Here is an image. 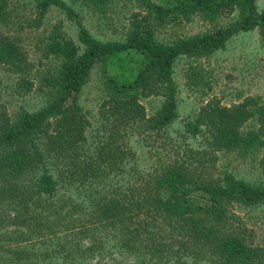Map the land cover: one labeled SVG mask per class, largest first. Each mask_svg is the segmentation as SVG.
Segmentation results:
<instances>
[{
	"label": "trees",
	"instance_id": "16d2710c",
	"mask_svg": "<svg viewBox=\"0 0 264 264\" xmlns=\"http://www.w3.org/2000/svg\"><path fill=\"white\" fill-rule=\"evenodd\" d=\"M37 2L41 15L56 5L75 18L79 41L58 27L48 37L43 56L55 57L60 64L54 75L45 77L54 91L46 105L35 111L22 108L14 119L0 110V227L53 232L56 224L50 217L60 206L67 211L65 227L77 219L76 227L83 232L90 225L116 227L114 245L123 238L131 248V242L143 234L141 241L146 247L149 243L150 257L156 261L165 256L161 247L167 236L172 246L178 244L171 257L187 247L184 243L194 242L219 264H264L263 246L249 244L237 231L218 224L232 202L264 203V180L253 183L232 171L213 178L205 169V156L223 150L243 158L258 157L264 173V103L259 98L232 106L212 101L202 106L197 117L186 123L182 136L184 142L199 136L205 143L201 148L173 144L174 155L160 163L155 174L143 175L135 150L126 144L133 134L165 132L178 117L174 63L179 56L209 55L224 48L235 34L256 28L264 46V9H258L256 0H148L146 12L130 16L126 38L100 40L65 1ZM8 4L9 0H0V22ZM232 13L236 18L227 26L195 37L164 43L155 34L156 25L193 14L213 18ZM96 64L103 74L102 119L89 134L79 95ZM1 66L19 74L28 89L33 87L25 77L33 66L27 53L0 32ZM151 95L162 96L164 103L148 117L141 98ZM251 121L257 126L250 128ZM125 170L131 176L126 180ZM85 206L88 211L73 219L77 212L83 214ZM121 230L129 233L122 235ZM7 231L0 229V250L8 252L1 242ZM46 237L38 240L37 250L19 246L10 256L19 264H79L64 244ZM50 241L56 246L42 247ZM88 242L89 249L95 246L93 238Z\"/></svg>",
	"mask_w": 264,
	"mask_h": 264
},
{
	"label": "rangeland",
	"instance_id": "374dc122",
	"mask_svg": "<svg viewBox=\"0 0 264 264\" xmlns=\"http://www.w3.org/2000/svg\"><path fill=\"white\" fill-rule=\"evenodd\" d=\"M63 1L80 14L90 32L100 40L126 38L130 29V16L136 12H146L148 3V0H105L102 3H95L94 0ZM256 3L259 10L264 9V0H256ZM5 11V18L0 22V32L21 45L33 65L25 75L33 83L31 89H28L19 74L0 67V110L14 119L20 109L38 110L53 97L54 91L46 85L45 77L56 73L60 61L55 57L43 56L48 37L58 27L61 32L78 42L79 27L75 18L56 5L50 6L41 15L37 0H9ZM235 16L236 13H232L208 18L202 14H193L189 19H177L169 24L156 25L155 34L160 41L173 43L181 38L195 37L225 27ZM174 78L177 84L178 117L165 132H152L142 136L133 134L126 138V144L136 152L135 160L142 168L144 176L157 173L155 168L161 167L160 163L174 155L173 144L201 148V144L205 143L201 137H189L184 142L182 132L186 123L196 118L202 106L208 102L232 106L250 98H259V103H264V46L259 29L235 34L224 48L209 55L179 56L174 63ZM102 96L103 74L101 65L96 64L79 95V104L89 123V134L101 124L99 109ZM141 103L149 117L162 107L164 98L151 95L142 97ZM251 122L250 128L258 124L256 121ZM205 157V169L208 168L206 172L213 178L223 175L225 171H232L237 177L253 183L264 180V173L256 156L243 158L235 152L213 150ZM128 172L125 170L123 173L125 180L131 177ZM110 185L108 184V191ZM75 202L78 200L75 199ZM62 210L59 206L50 217L56 224L53 232L45 229L42 234H37L31 230L22 231L18 226L9 224L0 227L4 232L8 229L1 235V242L9 250H0V264H19L17 259L10 256L11 252L19 246L36 249L43 234L47 239L55 238L59 244H64L71 253L70 257L74 254L77 256L75 261L79 264H219L213 254L199 245L196 247L194 242L184 243L187 247L174 252L171 257V252L178 244L172 246L167 236L162 239L161 247L165 256L156 261L150 257L149 243L146 247L141 241L143 234L135 242H131V248L124 243L127 239L123 238L114 245L118 235L116 227L112 228L109 224L90 225L88 231L83 232L82 228L76 227L79 219L65 227L62 221L66 218L67 211ZM82 210L83 214L77 212L73 219L83 216L88 208ZM226 214L227 217L218 221L221 227L237 231L249 244L264 247V203L245 205L232 202L228 205ZM119 233L126 236L129 231L121 230ZM109 234H114V239ZM90 238L95 240V246L89 249ZM49 243L56 246L55 242L50 241L42 247Z\"/></svg>",
	"mask_w": 264,
	"mask_h": 264
}]
</instances>
